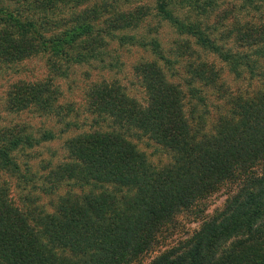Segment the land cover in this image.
Listing matches in <instances>:
<instances>
[{
  "label": "trees",
  "instance_id": "1",
  "mask_svg": "<svg viewBox=\"0 0 264 264\" xmlns=\"http://www.w3.org/2000/svg\"><path fill=\"white\" fill-rule=\"evenodd\" d=\"M139 52L145 102L90 72L65 94ZM39 57L6 110L82 131L37 177L54 130L0 124V264H264V0H0V67Z\"/></svg>",
  "mask_w": 264,
  "mask_h": 264
},
{
  "label": "rangeland",
  "instance_id": "2",
  "mask_svg": "<svg viewBox=\"0 0 264 264\" xmlns=\"http://www.w3.org/2000/svg\"><path fill=\"white\" fill-rule=\"evenodd\" d=\"M162 39L164 41V47L168 51L171 48V43H173L176 34L172 31V29L165 28L161 33ZM142 52L137 54L126 55L122 59L124 60L123 65H119V67H114L113 71H105L101 72L98 70H89L87 66H82L77 68L74 74L71 75L69 79L62 80V88L64 89L65 94L74 99L75 105L79 106L83 100V87L86 85L84 81V77L87 76V72L92 74L94 79L99 78L101 75L105 74L108 79H118L126 87L127 91L130 95L138 98L142 102L146 100V92L143 87L142 81L139 76L134 72L133 63L138 60L139 56ZM144 56V55H143ZM212 58V56H211ZM219 65L223 63L218 62ZM28 66L31 67V70L28 69ZM27 69V70H26ZM34 70V72H33ZM46 67L45 60L43 57H39L33 61L28 62L27 64H20L14 66L13 68L0 67V124H11V123H26L32 124L35 130L44 131V129H53L56 133V138L48 141H44L40 143L33 150H26V152L20 153V160L26 163L33 171L38 172V176H42L44 171V164L46 162L58 163L66 159L68 155V150L66 147V141L76 135L78 132L82 131V129L69 128L65 129V125L61 123H56L55 121H49L45 119L33 111H24L19 113H10L5 108V94L8 91L9 84L12 80L18 79L20 77L25 78H42L45 76ZM35 74V75H34ZM102 78V77H101ZM232 85L235 86L236 82L229 80ZM89 125H85L83 128H88ZM42 131V132H43ZM41 133L37 134L40 136ZM152 151V150H151ZM150 151V152H151ZM154 160L158 161L160 159V155ZM161 158L166 161L167 156L161 155ZM45 162V163H44ZM38 194V193H36ZM45 199H48L46 197ZM225 200V196H215L213 198V206L211 211H214L215 208H218L223 205ZM197 224L191 225V228L194 229ZM173 240V239H172Z\"/></svg>",
  "mask_w": 264,
  "mask_h": 264
}]
</instances>
